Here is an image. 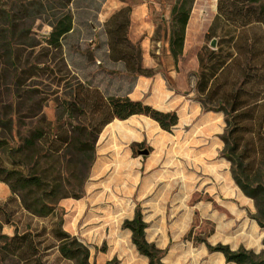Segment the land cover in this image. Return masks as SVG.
<instances>
[{
  "label": "rangeland",
  "instance_id": "1",
  "mask_svg": "<svg viewBox=\"0 0 264 264\" xmlns=\"http://www.w3.org/2000/svg\"><path fill=\"white\" fill-rule=\"evenodd\" d=\"M174 1L72 0L68 10L73 19V30L65 37L61 52H52L37 44L49 31L47 24L56 12L54 8L57 7L59 0H0V32L7 28L5 21L2 20V16L6 14L20 18L15 22L14 31L15 34H22L18 37L14 35L9 49H4L5 43L0 42V141H6L9 146H18L29 129L44 125L37 123L40 117H44L46 122L54 123L56 107L60 102L72 99L77 82H90L95 87H101L106 93L121 94L130 88L135 76L126 74L115 65H110L105 58L104 18L109 10L120 4H126L131 8L141 4L146 6L150 36L143 42L145 41V45L152 46L156 51L155 54L151 49L148 50L150 58L157 65L152 70L154 73H159L170 87L172 83L166 73L169 64L166 62L165 51L169 12ZM215 14L216 0L193 2L187 29V41L192 47L205 44L210 49H215L216 46L210 47L211 40L204 38ZM213 40L217 43L216 39ZM135 45L140 49L138 43ZM184 60L187 69H190V59ZM188 82L193 89L194 79ZM190 94L184 106L189 102L198 104L193 90ZM17 112L24 117L21 124L16 122ZM202 113H210L202 120V126L216 131L208 135V140L212 142L217 140L220 144L217 153L207 159L208 169L209 172L217 171L224 179L222 183L220 181L215 183V180L210 179L206 183L210 194L205 193L202 199L211 204L213 210L221 212L224 221L218 228L210 215L208 218H201L197 213L191 224L182 231V236L175 238L176 241L171 245L175 250L174 264H227L217 259H210L206 254L201 255L200 248L203 246L195 243L193 238L204 239L211 245H227L231 251L243 248L257 255L264 250V230L251 219L255 212L253 203L244 199L238 202L228 197L229 190L227 191L226 188H233V183L230 182L229 164L220 157L222 149L220 137L225 129L223 115L203 111ZM34 114L39 115L33 119L31 116ZM9 119L12 120L10 131L7 127H3L4 124L7 126ZM79 121L83 124L86 122L84 118H80ZM198 121L197 119L191 122ZM72 124H76V120H72ZM113 125L121 126L123 136L128 132L119 122L102 129L95 143V159L79 199L69 198L70 205H66L64 200L59 201L57 204L59 210L46 218L30 217L20 209L16 201L4 207L6 215L9 216V223L3 226L1 234L11 237L15 232L25 233L27 240L25 247L16 258L0 259V264H75L74 261L62 259L57 251L58 242L52 230L57 227L60 219L59 228L70 237L77 238L88 248L89 263L105 264L111 259H116L118 264H148L147 259L136 252L130 241L129 231L122 229L121 225L124 220H129V217L132 219L135 208L139 207L138 195L131 189L126 190V181L136 172H140L142 181L145 179L144 164L153 153L152 148L146 141L138 144L123 141L128 151L125 155V151L122 152L116 144V138L118 141L121 140L120 142L123 138L119 137L118 132L115 135ZM188 128L186 125L182 130L183 141L180 145L183 147V152H178L177 157L171 156L177 160L175 169L183 172L196 170L192 163L190 165L192 153L189 146L193 137L190 136L191 132ZM173 135L174 132L170 131V145L176 140ZM41 143L50 150L59 148L49 136H44ZM142 150H146L148 154L138 155V151ZM165 155L170 154L165 152ZM0 159L4 166H8L2 151H0ZM132 162L135 163L134 167ZM171 166L174 168V165ZM161 167L168 168L165 162ZM184 179L180 178L185 185L183 188L188 184ZM224 184L226 185L223 186ZM132 187L129 185V188ZM213 189H216V197L223 202L222 204H217L214 200L216 198L211 196ZM178 192L180 188L177 190V205L175 207L171 205L170 210L164 212L168 218L164 221L165 228H159L167 236L172 235V231H179L178 224L172 227L174 224L172 221H179L185 212L191 211L189 205L201 198L199 194L186 196ZM4 202L6 200L0 202L1 209ZM140 210L143 218L153 212H144L141 208ZM1 216L2 220L6 218L3 214ZM155 229V226H148L145 237L151 239ZM188 233H190L188 238L184 239ZM95 248L103 251H95Z\"/></svg>",
  "mask_w": 264,
  "mask_h": 264
},
{
  "label": "trees",
  "instance_id": "2",
  "mask_svg": "<svg viewBox=\"0 0 264 264\" xmlns=\"http://www.w3.org/2000/svg\"><path fill=\"white\" fill-rule=\"evenodd\" d=\"M194 1L175 0L170 8L166 40L174 66L182 55ZM71 2L59 0L54 8L56 12L47 24L50 31L37 45L61 52L65 37L73 30V19L68 10ZM131 11L130 6H123L105 20L103 32L107 57L111 63L122 64L126 74L148 78L154 75V71L141 66V51L128 39ZM19 19L6 14L2 16L7 25L0 32L4 49H9L14 35L21 34L14 31ZM204 38L216 39V47L200 46L196 53L197 69L188 74L187 80L194 79L192 90L203 112L223 115L225 129L220 137V157L229 164L235 186L252 201L255 212L251 219L264 230V0H216V14ZM133 115L152 119L168 133L177 123L174 112L161 113L126 97L104 96L90 82H77L72 99L60 102L56 107L54 123L40 117L37 123L44 125L29 129L18 146L0 141V151L8 163L4 166L0 159V183L10 192V197L0 208V219L1 214L6 217L0 220L1 260L16 258L27 240L25 233L15 232L11 237L1 234L2 227L9 223L4 207L16 201L30 217L46 218L59 210V201L79 199L95 159V143L100 132L113 120H126ZM15 117L21 124L24 117L18 112ZM80 118L86 120L85 124L79 121ZM72 120H76V124H72ZM11 126L12 120L9 119L7 126L4 124L3 127L10 131ZM113 127L115 135L118 132L119 137L125 138L121 126ZM44 136L58 144V150L45 148L41 143ZM116 144L126 155L128 151L123 142L116 138ZM60 224L61 219L52 230L60 257L75 264H93L89 263L88 248L63 232ZM121 228L130 232L132 245L148 264H163L166 250L147 242V225L139 207L135 208L132 219L123 221ZM192 240L204 244L209 253H220L225 263L264 264V250L256 255L243 248L231 251L227 245H210L198 238ZM95 251L103 250L95 248ZM105 264L118 262L111 259Z\"/></svg>",
  "mask_w": 264,
  "mask_h": 264
},
{
  "label": "crops",
  "instance_id": "3",
  "mask_svg": "<svg viewBox=\"0 0 264 264\" xmlns=\"http://www.w3.org/2000/svg\"><path fill=\"white\" fill-rule=\"evenodd\" d=\"M123 6H126V4L117 5L109 10L108 14L104 18V22L111 14H113ZM131 9L132 11L130 14L128 39L132 44L138 43L140 45L141 66L147 69H155L157 65L154 60L150 58L148 50L151 49L155 54L156 51L152 48V46L145 45V41L143 42L144 39L150 36V29L148 24L149 14L146 10V6L144 4H141L138 6H134ZM189 20L185 30L182 55L178 58L176 66L173 65V61L169 55L166 40L165 55L166 62H168L169 64L166 73L172 83L170 87L166 85V82L164 81L162 76L157 72H155L153 76L148 78L135 76L130 88L127 89L126 92H123L121 94H117L115 92L106 93V91L101 89V87H95L104 96L114 95L115 97H126L131 101L141 102L142 104L152 108L155 111L161 113L174 112L176 114L177 123L171 129V131L174 132L173 138L176 139L173 141V145H170L171 141L169 133L161 130L155 121L143 115H133L126 120H113L108 124L112 125L113 123L119 122L124 128L128 130L127 134L124 135V137H126L122 139V142L125 141L126 143L132 142L138 144L141 141H146L148 146L152 148L153 153L144 164V170H146L145 179L142 181L140 172H136V174H133L131 176L130 180L126 181V190L129 191L131 189L132 191H135L137 193V203L144 212L153 211L152 213H149L146 218H143V221L147 225V227H156L155 231L153 232L152 238H146V240L149 243H153L158 249L166 250V255L162 260L163 264H174L173 253L175 252V250L171 248V245L174 241H176L175 238L178 239L180 238V235L182 236V231L184 230V228H187L191 224V222L193 221L192 219L197 215V213H199V216L201 218H208L210 215L212 221H214V223L216 222V224L218 225V228L219 224H222L224 221V215L218 210H213L211 204L206 203L205 200L202 199L203 196L206 195L205 193L210 194L208 192V186L206 184L208 183V181H210V179L215 180V183H219V181L220 183H222L221 181H224V179L219 176L217 171L213 170V172H209L208 169L207 159L215 155L217 153V150L220 149V144L217 140L214 142L208 140V135L214 134L216 133V131L204 128L201 123L202 120L206 119L210 113H202L199 105L196 103L189 102L187 106H184L186 98H189L191 95L190 93L192 92V88L190 82H188L187 80V76L188 74L195 72L197 69L196 53L201 46L199 44L198 46L192 47V44L187 41V29ZM48 32H46L45 35H47ZM104 41L106 60L110 63V65H115V67H119L121 71L124 72L122 64L111 63L108 60L106 37ZM186 58L190 59V69H187L186 65L184 64V59ZM95 63L98 64V61L95 60ZM197 119L199 121L197 123H193ZM186 125H188V129L191 132L190 136L193 137L192 141L190 140L191 146H189L192 153V158L190 157V165L192 163L193 167L196 168V170H192L190 172L176 170L175 166L177 160L171 157L172 155H175L177 157L178 152H183V147L180 144L183 141L182 130ZM175 141L176 143H174ZM165 152H169L170 155L166 156ZM163 162L166 163V166H168V168L164 169L163 167H161V164ZM132 165L134 167L135 163L132 162ZM171 165H174V168H172ZM204 169L206 171H203ZM180 178H185L184 180H187L188 184L185 188H183L185 185L181 182ZM230 182L233 183L231 176ZM129 185L133 187L129 188ZM225 185L226 184H224L223 186ZM232 187L233 188H226L227 191L229 190V195L224 192L228 195L229 198L238 202L243 199L248 201L249 203L252 202L240 192V190L235 186L234 183ZM178 188H180V192L178 193H182V195L192 196L194 194H199L201 198L189 205L191 211H188L187 213L185 212L184 215L179 219V221H172V223H174L172 227L178 224L179 231H172V235L167 236V234H165V232L161 231L159 228L163 227L164 229V221L168 219L165 216L164 212L169 211L171 205H173V207L177 205ZM215 190L216 189H213V191L211 192V196L216 198L214 200L217 204H222L223 202L217 199V193ZM224 193H222L221 195L223 196ZM9 197L10 192L7 186L0 183V202L7 200ZM64 203L66 205H70V201L68 199H65ZM130 219L131 218L129 217V220ZM128 233L130 234V232ZM199 245L203 246V248H200L201 255L206 254L210 257V259H217L225 262L223 256L220 253H209L206 250L204 244L199 243Z\"/></svg>",
  "mask_w": 264,
  "mask_h": 264
},
{
  "label": "water",
  "instance_id": "4",
  "mask_svg": "<svg viewBox=\"0 0 264 264\" xmlns=\"http://www.w3.org/2000/svg\"><path fill=\"white\" fill-rule=\"evenodd\" d=\"M215 46H216V42H215V40H211V42H210V47H211V48H214ZM147 154H148V152H147L146 150L138 151V155L145 156V155H147Z\"/></svg>",
  "mask_w": 264,
  "mask_h": 264
}]
</instances>
